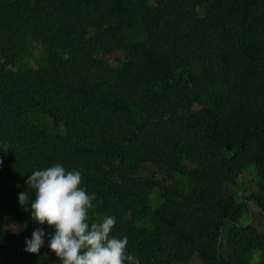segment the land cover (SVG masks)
<instances>
[{
    "label": "trees",
    "instance_id": "trees-1",
    "mask_svg": "<svg viewBox=\"0 0 264 264\" xmlns=\"http://www.w3.org/2000/svg\"><path fill=\"white\" fill-rule=\"evenodd\" d=\"M32 42L44 60L22 70ZM0 55V264H61L47 224L25 251L26 181L57 163L95 193L90 222L116 218L125 264L264 255V230L242 223L250 202L264 217V0H0Z\"/></svg>",
    "mask_w": 264,
    "mask_h": 264
},
{
    "label": "clouds",
    "instance_id": "clouds-1",
    "mask_svg": "<svg viewBox=\"0 0 264 264\" xmlns=\"http://www.w3.org/2000/svg\"><path fill=\"white\" fill-rule=\"evenodd\" d=\"M26 183L35 192L32 219L55 229L48 247L61 264H125L133 259L126 254L128 239L110 235L115 217L94 213L95 219L90 222L89 212L96 196L81 187L83 178L79 170L66 171L57 163L34 171ZM19 203H29L28 193H20ZM44 237L43 228H37L31 239H26L25 251L39 254Z\"/></svg>",
    "mask_w": 264,
    "mask_h": 264
},
{
    "label": "rangeland",
    "instance_id": "rangeland-1",
    "mask_svg": "<svg viewBox=\"0 0 264 264\" xmlns=\"http://www.w3.org/2000/svg\"><path fill=\"white\" fill-rule=\"evenodd\" d=\"M44 57H45L44 48L37 42H32L25 56H23L22 60L19 61L18 68L22 70H27L29 68L39 67L42 63V60H44ZM105 57H107L109 61L113 64H117L122 59V56L119 53H115L113 56L106 55ZM2 61L3 59H2V56L0 55V62ZM257 182H259V180L256 175V170H253L251 168L245 171L239 178V189L237 190L238 200L243 202L244 201L243 199L246 196H249L252 194L253 191H256L257 185H258ZM181 184H182L181 185L182 188L185 191L188 190L189 183L187 180H182ZM151 203L152 204L158 203V200L156 199V193L152 194ZM7 221H8L7 217L0 219V226L5 225ZM242 223L252 224L259 231L264 230V217L261 214L258 207L253 202H250V213L246 215L245 217H243ZM31 226L33 227L32 232H34L37 228L42 227L36 221L32 223ZM251 264H264V255L261 254L260 252L256 253L251 261Z\"/></svg>",
    "mask_w": 264,
    "mask_h": 264
}]
</instances>
